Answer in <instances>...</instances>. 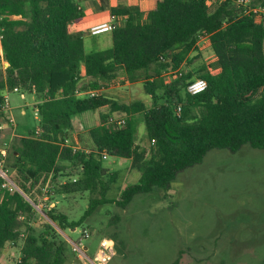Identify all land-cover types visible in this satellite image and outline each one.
<instances>
[{"label": "trees", "instance_id": "obj_1", "mask_svg": "<svg viewBox=\"0 0 264 264\" xmlns=\"http://www.w3.org/2000/svg\"><path fill=\"white\" fill-rule=\"evenodd\" d=\"M110 10L118 20L112 47L87 51L84 32L71 31L84 15L81 0H0L8 62L0 68V91L34 95L39 119L35 129L10 141L4 159L17 188L3 187L0 176V248H19L15 264H68L69 242L54 223L75 229L103 205L126 208L139 193L168 188L180 170L213 148L264 149V18L239 13L234 0H158L146 12L122 3ZM204 35L214 53L210 60L203 59ZM178 68L180 75L165 77L164 71ZM121 76L142 81L149 103L119 102L104 92L79 95ZM197 77L207 87L192 94L187 86ZM105 106L126 114L125 122L101 113L77 141L76 116ZM138 118L145 122L147 145L137 142ZM104 153L130 158L139 179L122 186L119 172L104 165ZM46 184L52 199L89 193L79 219L56 205L48 208L52 199L40 207L37 196ZM41 212L49 220L37 227Z\"/></svg>", "mask_w": 264, "mask_h": 264}, {"label": "rangeland", "instance_id": "obj_2", "mask_svg": "<svg viewBox=\"0 0 264 264\" xmlns=\"http://www.w3.org/2000/svg\"><path fill=\"white\" fill-rule=\"evenodd\" d=\"M200 45L203 59H213L208 41L202 40ZM84 47L87 51L111 48L110 32L93 37L84 34ZM3 60L0 51L1 69L5 67ZM103 92L119 102L142 99L149 103L142 81L131 82L122 76ZM0 93L9 94L17 124L14 134L11 128L2 132L1 148L4 140L11 141L35 129L39 119L37 105L30 94L22 97L17 92L1 90ZM100 113L111 114L110 106L80 114L76 132L100 121ZM111 116L117 120L126 114L115 112ZM137 130V142L147 145L146 126L141 118L137 119ZM103 162L119 172L122 186L140 177L141 173L131 167L130 158L114 154ZM50 193L52 189L46 184L37 196L40 207H47L46 202L52 199ZM53 197L48 208L56 205L69 219H79L88 206L89 193L54 194ZM46 219L49 220L48 216L41 212L35 221L37 227ZM54 225L69 242L68 264H74L75 258L80 257L73 249L74 243L88 246L87 259H81L85 264H92L90 258L95 255L100 239L109 234L117 236V253L109 264H172L177 259L178 264H264V149L249 144L237 151L213 148L201 162L180 170L166 189L139 193L126 208L103 205L88 222L75 229L63 230ZM85 229L89 237L85 236ZM19 255V248L11 244L5 252L0 248V258L6 259L5 264H15L14 259Z\"/></svg>", "mask_w": 264, "mask_h": 264}, {"label": "built area", "instance_id": "obj_3", "mask_svg": "<svg viewBox=\"0 0 264 264\" xmlns=\"http://www.w3.org/2000/svg\"><path fill=\"white\" fill-rule=\"evenodd\" d=\"M217 1L223 2L226 0H217ZM234 2L236 3L238 7L239 13L245 14V15H253L258 20H261L264 18V5L255 4L254 0H234ZM117 24H118L117 15L111 14L109 20L102 21V22L92 25L89 31L93 35L101 34L105 32H111L113 29L116 28ZM204 36H207V35H204ZM1 37L2 35L0 34V44H1ZM181 73L182 71L180 70V68L175 69V70L170 69V70L164 71V75L166 76H172V75L176 76V75H180ZM206 87H207L206 79L202 77H197L188 83L187 91L192 94H196V93L203 91ZM102 92H103V89H89L87 91H79V95L87 94L90 96H95V95H99ZM20 96L23 97L25 96V94L20 93ZM178 109L180 110V107H178ZM11 111H12V105H11L9 94L7 93L3 95L0 99V114H2V118L0 121L1 130H4L6 128L14 129V127L16 126V121ZM112 119L113 118L111 117V120ZM119 122L124 123L125 118L120 119ZM9 144H10L9 140H4L3 147L0 148V176H3L5 179L4 182L2 183V186L13 189V188H17V186L9 178V176L4 171V168H3V163L8 153ZM107 156L108 154L104 153L103 157L107 158ZM84 233H85V236L87 237L90 236L88 229H85ZM79 244L74 243L73 249L80 255V258L87 259V254H86L87 247L79 245ZM116 253L117 252L115 249V242L110 238L104 237L100 240L99 247L95 255L92 258H90V261L92 264H109L110 260Z\"/></svg>", "mask_w": 264, "mask_h": 264}, {"label": "crops", "instance_id": "obj_4", "mask_svg": "<svg viewBox=\"0 0 264 264\" xmlns=\"http://www.w3.org/2000/svg\"><path fill=\"white\" fill-rule=\"evenodd\" d=\"M158 0H81V5L84 9V15L83 17L77 19L71 26V31L72 32H84V34H89V36L93 37V36H97L99 34H96V35H93L89 32V29L92 25L96 24V23H99V22H102V21H106V20H109L110 19V16L112 14L111 12V7L113 6H116L118 4H126V5H137L140 7V9L144 12H146L147 10L151 9L152 7L155 6L156 2ZM111 34V33H110ZM202 40H207L208 41V36H204L201 38L200 42ZM0 51L2 52L3 54V51H2V45L0 44ZM4 61V65H7L8 62L3 60ZM1 95V93H0ZM26 95V94H25ZM34 100V95L30 94ZM35 102V101H34ZM103 109V108H102ZM102 109H98V110H102ZM36 110H37V107H36ZM97 110V111H98ZM25 108L23 107L22 109V113L24 114L25 113ZM85 113V112H84ZM13 114V112H12ZM101 114V113H100ZM80 119L79 115L76 116L75 118V125L77 126V121ZM16 121V120H15ZM77 122V123H76ZM99 122V121H98ZM97 122V123H98ZM16 127H17V124L16 126L14 127V129H12V134H14V132H16ZM8 128H6L7 130ZM5 130V129H4ZM3 130V131H4ZM0 133V138H1V135H2V132ZM79 132H74V135H75V139H77L78 141V138H77V134ZM79 142H77V146L79 145L78 144ZM128 184V183H127ZM106 237V236H105ZM108 238V237H107ZM101 240V239H100ZM113 240V239H112ZM116 243V240H113ZM88 247V246H87ZM8 246L5 247V248H1L4 252L7 250ZM13 253H14V250H13ZM92 258V257H91ZM4 260H6L5 258L2 259L0 258V264H5L4 263ZM84 263V261H83ZM85 264V263H84Z\"/></svg>", "mask_w": 264, "mask_h": 264}, {"label": "water", "instance_id": "obj_5", "mask_svg": "<svg viewBox=\"0 0 264 264\" xmlns=\"http://www.w3.org/2000/svg\"><path fill=\"white\" fill-rule=\"evenodd\" d=\"M32 203H33L34 205H36L33 201H32ZM74 264H84V263H83V260H82L79 256H77V257L75 258V260H74Z\"/></svg>", "mask_w": 264, "mask_h": 264}]
</instances>
